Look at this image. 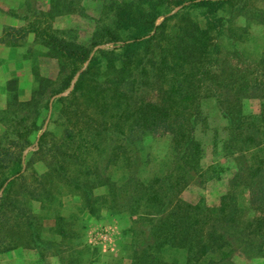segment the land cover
<instances>
[{
  "label": "trees",
  "instance_id": "trees-1",
  "mask_svg": "<svg viewBox=\"0 0 264 264\" xmlns=\"http://www.w3.org/2000/svg\"><path fill=\"white\" fill-rule=\"evenodd\" d=\"M227 1L109 0L113 7L111 18L97 24L92 46L104 41H111L115 46L99 49L92 56V46L87 49L75 39L60 36L34 21L27 22L25 27L2 30L1 42L7 34L17 40L33 33L45 46L46 55L57 59L59 70L57 82L38 74L37 86L29 99L19 100L14 96V101L0 110V121L5 125L0 136V252L18 247L34 249L42 264H46V253L60 254V246L39 231L42 215L35 214L32 202L37 201L44 207L53 195L43 184L46 174L61 175L68 171V166L56 164L49 166L43 175L29 174L30 161L24 160L22 151L30 143L27 135L41 129L42 124L36 123L41 117V123L44 122L51 96L66 90L79 71L72 91L55 100L67 103L59 109L58 117L62 115L65 122L73 119L84 122L83 118L87 121L90 117L86 112L93 108L98 114L93 119L106 126L98 130L92 129L93 125L88 122L84 128H77L75 124L74 129H65L67 136L93 130L105 136V148L113 140L130 146L148 136L172 137L176 173L163 177L158 187L161 196L157 191L143 189L146 200L142 203L149 209L146 229L151 239L142 248V264H234L235 252L248 257L264 256V67L260 78L239 77V81L229 85L223 80H214L216 72L206 59L218 49L217 44L211 45L208 28L218 35L223 31L224 19L218 11ZM176 6L180 9L164 17L168 8ZM194 10L204 19L205 28L190 18L194 17ZM159 16L163 20L157 23ZM177 16L184 24L169 36L167 23ZM86 61L87 66L81 69ZM214 62L217 65V58ZM208 77L210 82L206 86L227 119L228 136L222 144L227 157L237 155L235 172L229 179V190L220 196L217 204L177 201L174 208H166L182 185L193 179V173L200 172L203 148L196 131L199 121L204 119L200 92ZM149 86L151 91L154 89L155 98L146 97ZM233 87L236 90L232 95L221 91H230ZM141 90L142 100L137 97ZM250 97L262 100L257 113L242 110V100ZM77 98L86 107L79 110ZM109 119H113L112 131L107 127ZM48 134L51 132L45 130L40 135L41 145ZM41 145L33 153L44 150ZM54 146L50 151L60 156L58 147L53 151ZM64 153L58 163L66 161V157L72 160L77 157L75 151ZM218 166H213L214 172ZM36 184L39 186L33 187ZM239 185L248 191L250 217L246 215L248 207L241 200V194L236 193ZM58 220L63 217L59 216ZM167 250L184 253V260L165 261L161 254Z\"/></svg>",
  "mask_w": 264,
  "mask_h": 264
},
{
  "label": "rangeland",
  "instance_id": "rangeland-1",
  "mask_svg": "<svg viewBox=\"0 0 264 264\" xmlns=\"http://www.w3.org/2000/svg\"><path fill=\"white\" fill-rule=\"evenodd\" d=\"M179 9L180 6L168 8L164 17L172 16ZM112 12L109 0H0V13L10 15L15 21L13 25L4 26L7 30L10 27H25L27 22L34 21L60 36L75 39L87 49L92 46V35L97 24L111 18ZM192 14L194 17L190 18L200 28H205L204 19L195 10ZM218 14L224 19L223 31L218 35L214 29L208 28L211 45L217 44L218 49L212 52L214 55L209 54L206 58L214 66L211 67L216 72L214 80H223V83L230 85L239 81V77L252 80L260 78L264 67V0H229ZM162 20L163 16H159L157 23ZM181 24L184 21L178 16L169 20L167 35H174ZM32 36L13 40L7 34L4 41H0V110L5 109L8 102H13L14 96L19 100H24V95L29 97L37 86L38 74L57 82V59L46 55L45 46ZM114 46L111 41L94 45L90 56L99 49ZM215 58L218 60L217 65ZM87 64L86 61L81 69ZM78 75L79 71L66 90L51 96L44 122L41 123V117L36 123L42 124L41 129L27 135L30 143L22 151L24 160L30 161L29 174L43 175L49 166L54 167L56 164L68 166V171L61 175L46 174L43 184L53 195L45 206L41 207L37 201L32 202L35 214L42 215L39 231L60 246L59 255L46 253L45 263L142 264V248L151 239L146 229L149 209L143 205L146 200L143 189L148 188L149 192L154 193L157 191L161 196L158 187L163 177L170 172L176 173L172 137L148 136L130 146L113 140L112 145L105 148V136L97 135L93 130H87L82 135L73 132L72 137L67 136L65 129H74L75 124L77 128H84L88 122V125H93L92 129L98 130L106 126L102 121L93 119L98 115L93 108L86 112V116L90 117L87 121V118H83L84 122H77L76 119L65 122L62 115L58 117L59 109L67 103H56L55 100L66 97L72 91ZM209 77L202 84L200 92V108L204 119L199 121L196 131L203 148L199 160L200 172L193 173V179L182 185L181 190L169 199L166 208H174L177 201L183 204H217L220 196L229 190V179L235 172L234 157L237 155H225L222 143L228 136L227 119L216 97L206 86L210 82ZM151 89L152 86L146 89L149 92L145 95L149 99L155 98L154 89ZM235 90L233 87L230 91H221L232 95ZM137 97L142 100V90ZM76 100L80 105L79 110L86 107L82 100ZM261 102L260 97L245 98L241 107L246 113H257ZM108 121L110 124L107 127L112 131L113 119ZM4 129L5 125L0 121V136ZM45 130L52 134L42 141L45 149L33 153L41 145L40 135ZM52 145H55L53 151L58 147L60 156L58 152L50 151ZM69 151L76 152V159L66 157L67 162L58 163L57 160L62 158L61 153ZM216 164L220 166L214 172L213 166ZM236 193L241 194V200L248 207L246 215L252 216L247 189L243 191V185H239ZM59 216L63 220H58ZM161 255L167 262H173L174 258L180 262L184 260V253L175 254L173 250ZM39 257L34 249L18 247L0 252V264H42ZM263 259L264 256L233 254L234 264H264V261L261 263Z\"/></svg>",
  "mask_w": 264,
  "mask_h": 264
},
{
  "label": "crops",
  "instance_id": "crops-1",
  "mask_svg": "<svg viewBox=\"0 0 264 264\" xmlns=\"http://www.w3.org/2000/svg\"><path fill=\"white\" fill-rule=\"evenodd\" d=\"M14 22L15 21L11 18L10 15H5V14L3 15V14L0 13V33L4 29L5 25H13ZM32 35H34V34L33 33H29L28 34V38L29 37H33ZM28 98H30V96L29 97H26L25 95L22 96V99H24V100L28 99ZM263 261H264V259L262 260L261 263H263Z\"/></svg>",
  "mask_w": 264,
  "mask_h": 264
}]
</instances>
